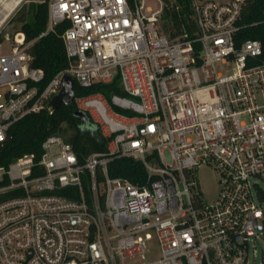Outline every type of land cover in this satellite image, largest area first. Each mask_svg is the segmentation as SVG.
<instances>
[{
	"label": "built area",
	"instance_id": "obj_1",
	"mask_svg": "<svg viewBox=\"0 0 264 264\" xmlns=\"http://www.w3.org/2000/svg\"><path fill=\"white\" fill-rule=\"evenodd\" d=\"M46 1L39 37L65 22L68 66L41 88L31 42L13 36L0 53V143L26 115L51 112L65 76L120 94L72 98L104 152L79 161L50 135L38 158L0 165V264H249L264 236V63L259 41H234L246 0H189L192 37L164 33L160 0ZM119 158L147 180L110 177ZM202 169L216 177L212 200Z\"/></svg>",
	"mask_w": 264,
	"mask_h": 264
},
{
	"label": "trees",
	"instance_id": "obj_2",
	"mask_svg": "<svg viewBox=\"0 0 264 264\" xmlns=\"http://www.w3.org/2000/svg\"><path fill=\"white\" fill-rule=\"evenodd\" d=\"M163 3L160 16L162 29L170 37L186 34L192 37L193 23L189 0H161ZM20 6L8 18V22H17L13 28L15 33H21L24 41L30 43L27 52L31 56L30 65L44 73L40 83L43 88L59 71L68 66L62 41V33L67 28L65 22L57 24L52 30L39 37L46 31L48 6L47 1L30 2L25 14L14 17L19 13ZM264 0H246L240 20L239 31L234 36L236 46L245 40H257L262 45V56L259 61L264 63ZM3 39L0 36V44ZM117 84V83H116ZM115 83L102 85L93 84L89 88L80 87L72 80V98L101 92L107 99L111 94H120ZM77 109L74 101L62 103L52 112L43 109L40 112L26 115L8 129L7 138L0 143V165L6 166L12 160L24 155L41 154V143L50 135H60L73 148L79 161H83L91 153L105 151L106 141L99 134L96 126L85 115V123L76 116ZM110 177H120L133 184H143L147 180L146 172L140 162L131 158H119L108 164ZM60 193V192H57ZM62 194V193H61ZM4 196H0V200Z\"/></svg>",
	"mask_w": 264,
	"mask_h": 264
},
{
	"label": "rangeland",
	"instance_id": "obj_3",
	"mask_svg": "<svg viewBox=\"0 0 264 264\" xmlns=\"http://www.w3.org/2000/svg\"><path fill=\"white\" fill-rule=\"evenodd\" d=\"M33 0H22L21 3L18 5V7L15 9V11L20 7L19 13L14 17V19L21 14H25L28 5ZM159 1V0H158ZM162 3V1L160 0ZM146 5L152 6L153 8H156L158 6V2L156 0H146ZM163 4V3H162ZM15 11L12 13V15L15 13ZM11 15V16H12ZM10 16V17H11ZM9 17V18H10ZM8 20L5 21L0 27V36L3 39L2 44H0V53L7 52L9 50V45L11 43V40L13 39V36L16 34L13 30V28L17 27L19 24L15 22H9ZM198 184L207 198V200H212L216 194L217 191V183H216V177L213 174V172L209 169H202L198 172ZM254 252L251 249L249 254V264H261V262L264 260V236H260L255 242H254ZM148 252L146 253V259H152L154 257H157L158 255V247L154 240L148 243Z\"/></svg>",
	"mask_w": 264,
	"mask_h": 264
},
{
	"label": "water",
	"instance_id": "obj_4",
	"mask_svg": "<svg viewBox=\"0 0 264 264\" xmlns=\"http://www.w3.org/2000/svg\"><path fill=\"white\" fill-rule=\"evenodd\" d=\"M71 86H72V79L69 76H65L62 80L60 93L54 96L49 103L51 112L55 110L62 103H66V102L71 103L72 100ZM76 116H78L82 120V123H85V114L83 112L77 111Z\"/></svg>",
	"mask_w": 264,
	"mask_h": 264
},
{
	"label": "bare ground",
	"instance_id": "obj_5",
	"mask_svg": "<svg viewBox=\"0 0 264 264\" xmlns=\"http://www.w3.org/2000/svg\"><path fill=\"white\" fill-rule=\"evenodd\" d=\"M22 0H0V27L12 15Z\"/></svg>",
	"mask_w": 264,
	"mask_h": 264
}]
</instances>
